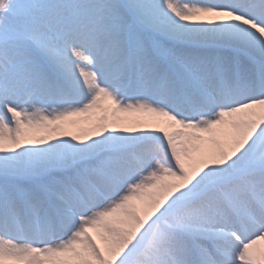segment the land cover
I'll return each instance as SVG.
<instances>
[{"label": "snow or ice", "instance_id": "1", "mask_svg": "<svg viewBox=\"0 0 264 264\" xmlns=\"http://www.w3.org/2000/svg\"><path fill=\"white\" fill-rule=\"evenodd\" d=\"M0 264H264V0H0Z\"/></svg>", "mask_w": 264, "mask_h": 264}]
</instances>
